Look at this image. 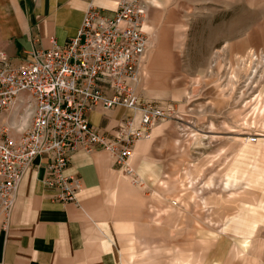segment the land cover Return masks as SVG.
I'll list each match as a JSON object with an SVG mask.
<instances>
[{"label": "rangeland", "instance_id": "374dc122", "mask_svg": "<svg viewBox=\"0 0 264 264\" xmlns=\"http://www.w3.org/2000/svg\"><path fill=\"white\" fill-rule=\"evenodd\" d=\"M144 1L152 47L140 94L175 108L148 138L166 153L171 173L168 195L155 196L134 157L142 184L117 166L125 197L135 202L121 238L123 263L170 264L181 249L187 264H264V222L247 237L224 229L247 210L264 213L260 189L224 188L250 136L264 149L257 145L264 137V0Z\"/></svg>", "mask_w": 264, "mask_h": 264}, {"label": "built area", "instance_id": "2783aa9c", "mask_svg": "<svg viewBox=\"0 0 264 264\" xmlns=\"http://www.w3.org/2000/svg\"><path fill=\"white\" fill-rule=\"evenodd\" d=\"M148 5L144 0H119L113 16L94 3L88 6L75 36L63 44L36 46L31 57L15 64L0 48V216L9 225L20 186L38 157L47 159L44 183L56 199L76 202L84 188L77 174H66L79 151H108L117 165H130L139 140L148 139L154 125L174 116L170 104L142 98L140 84L152 47L145 29ZM123 107L114 134L95 127L89 114ZM249 141L258 140V135Z\"/></svg>", "mask_w": 264, "mask_h": 264}, {"label": "crops", "instance_id": "0c3cea01", "mask_svg": "<svg viewBox=\"0 0 264 264\" xmlns=\"http://www.w3.org/2000/svg\"><path fill=\"white\" fill-rule=\"evenodd\" d=\"M91 2L113 16L119 0H4L0 48L19 64L31 57L34 47H49L51 37L63 44L77 34ZM147 60L148 56L145 65ZM128 113L131 111L123 107L98 108L89 114V120L101 131L114 134L120 119ZM148 140H139L135 145L132 158L136 170L147 190H153L155 196H167L165 181L171 173L168 158L166 153L158 152L156 142ZM259 141L257 145L263 147L264 137ZM238 154L227 171L224 188L260 189L258 207L264 210V166L257 162L259 154L264 162V149L251 142ZM46 164V158L38 157L26 172L6 229L0 216V264H124L121 238L123 229H128L135 202L125 197L126 182L120 178L111 154L99 149L90 153L79 150L72 155L65 173L77 174L84 182L76 202L56 199V190L44 183ZM254 214L247 210L246 216L236 215L224 224V229L251 236L264 222V213L254 209ZM182 252L180 249L179 256H170L169 263L187 264L189 256Z\"/></svg>", "mask_w": 264, "mask_h": 264}, {"label": "bare ground", "instance_id": "6f19581e", "mask_svg": "<svg viewBox=\"0 0 264 264\" xmlns=\"http://www.w3.org/2000/svg\"><path fill=\"white\" fill-rule=\"evenodd\" d=\"M241 251V249H238V252Z\"/></svg>", "mask_w": 264, "mask_h": 264}]
</instances>
